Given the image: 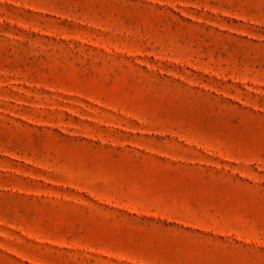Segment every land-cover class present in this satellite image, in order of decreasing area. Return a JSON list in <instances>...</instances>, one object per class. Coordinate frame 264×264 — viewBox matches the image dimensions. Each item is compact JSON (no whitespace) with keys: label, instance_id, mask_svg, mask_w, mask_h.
<instances>
[{"label":"rangeland","instance_id":"rangeland-1","mask_svg":"<svg viewBox=\"0 0 264 264\" xmlns=\"http://www.w3.org/2000/svg\"><path fill=\"white\" fill-rule=\"evenodd\" d=\"M0 264H264V0H0Z\"/></svg>","mask_w":264,"mask_h":264}]
</instances>
